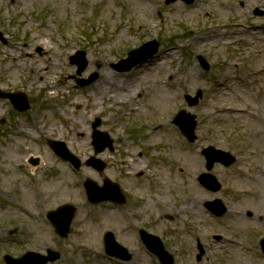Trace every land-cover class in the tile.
I'll use <instances>...</instances> for the list:
<instances>
[{
	"label": "rangeland",
	"instance_id": "1",
	"mask_svg": "<svg viewBox=\"0 0 264 264\" xmlns=\"http://www.w3.org/2000/svg\"><path fill=\"white\" fill-rule=\"evenodd\" d=\"M0 32L7 40L0 41V89L24 90L31 99L25 112L0 99V264H6L5 254L48 255L49 249L60 255L48 264H159L142 243L140 228L161 236L168 250L180 249L177 264H185L193 252L189 244L196 245L192 224L201 220L207 224L204 244L208 247V240L216 262L221 256L230 259L225 264L233 263L236 258L228 256L233 254L240 264H264L259 245L264 223L257 217L264 216V74H253L264 68V0H0ZM154 42L157 53L130 71L111 65L142 58L156 47ZM146 44L151 45L132 55ZM80 49L90 62L81 76L99 75L78 93L68 76L77 75L70 56ZM200 56L209 62L208 70ZM18 66L16 76L6 72ZM42 74L50 77L52 89L41 81ZM198 91L202 97L191 106L186 96ZM115 98H121L116 105ZM141 98H148L156 112L147 106L136 114ZM244 109L248 112H239ZM182 110L198 121L194 143L173 123ZM97 118L99 129L113 139V151L97 155L106 168L100 172L83 163L75 171L54 153L52 141H65L84 162L95 155L92 124ZM22 122L26 127L35 122L37 129L21 132ZM6 131L18 132L9 136ZM209 146L237 156L230 167L216 163L211 170L236 189L222 192L232 195L223 199L233 212L214 226L202 202L221 192L203 190L196 179L206 171L202 150ZM134 158L141 161L137 168ZM140 169L137 178L133 174ZM117 176L124 177L133 198L123 205L87 199L85 178L103 185L105 177L119 182ZM38 181L41 193L35 188ZM67 203L77 211L68 236L62 237L47 214ZM247 207L254 218L247 216ZM108 230L130 249V261L105 252ZM216 232L221 240L212 236Z\"/></svg>",
	"mask_w": 264,
	"mask_h": 264
},
{
	"label": "water",
	"instance_id": "2",
	"mask_svg": "<svg viewBox=\"0 0 264 264\" xmlns=\"http://www.w3.org/2000/svg\"><path fill=\"white\" fill-rule=\"evenodd\" d=\"M189 2L193 1V0H188ZM147 46H143L142 48H140L139 50L135 51L132 53L135 54L141 50H143L144 48H146ZM156 49H154L151 53L149 54H145V56L141 57H131L129 60H123L119 63V65L117 66L118 68H120V70H127L130 69L132 66L136 65L137 63L142 62L143 60H146L148 58H150L154 53H155ZM81 59V69H83L86 65V62L83 60L85 59V53L84 52H80L78 53L76 56L73 57V61H80ZM201 92L198 93V96L196 98H191L190 96H188V99L190 101L191 104H195L197 103L199 96H201ZM185 115V112H181V114L176 118L175 122H177L178 124H180V119L182 118V116ZM193 118V117H192ZM100 124V120H98L95 124L94 127L96 128L98 125ZM182 127L183 124H180ZM194 125L195 123H193V125L191 127H187V129L184 127V131L190 136H193L194 133ZM102 133L98 132V136H100ZM103 136H105L104 134H102ZM96 150L97 151H101L103 149H105L106 145H108V143L102 144L97 138H96ZM68 154V153H66ZM213 166V162L209 165V168H212ZM100 169L103 168V166L99 167ZM213 178V177H212ZM88 190H89V196H90V200L92 202L95 201V199L93 198V193L91 192V187L87 186ZM103 190L105 191V188H103ZM104 197L103 199L106 198V196H102ZM102 198H100L98 201H100ZM66 212L65 215V220H57L56 215L59 212ZM75 213V208L73 207H63L61 208L58 212H54L51 214V220L54 223V225L56 226L57 231L65 236L68 234L69 229H70V223L72 221V218L74 216ZM142 238L145 241V243L147 244L148 248H150L152 251H154L155 253L159 254V256L161 257V259L164 261L165 264H172V257L165 252L163 245L160 241V239L156 236L153 235H146L145 232L142 231ZM105 244H106V248L108 249V251H111L113 253H116V255L121 256L123 258H127L129 259L131 257L130 254H128L127 249L121 247L115 240L114 234L109 232L106 234L105 236ZM33 254V253H29L26 256L20 258V259H14L11 256H6V260H7V264H45L47 263L49 260H54L56 258L59 257V253L56 252H52L50 251V255L49 256H44L41 262L38 263H24L25 261H27V259L29 258V256Z\"/></svg>",
	"mask_w": 264,
	"mask_h": 264
},
{
	"label": "flooded vegetation",
	"instance_id": "3",
	"mask_svg": "<svg viewBox=\"0 0 264 264\" xmlns=\"http://www.w3.org/2000/svg\"><path fill=\"white\" fill-rule=\"evenodd\" d=\"M197 206H198V209L201 207L200 202H199V204H198V202H197V203L194 205V207H197ZM203 207H204L205 210L207 211V208H206V205H205V201L203 202ZM247 215L250 216V217L253 216V214L250 215L249 212H247ZM259 220H261L260 222H263V223H264V218H263V217L260 216ZM200 222L203 223V224H206V221L201 220ZM196 240H197V239H196ZM189 245H192L193 252H188V254L186 255L187 259H186L185 261H183L185 264H202V262H204V261H208V258H204L205 255H204V257H202L203 259H201V260L196 259V255H197V254H196V251H197V249H196V247L194 246V244L190 243ZM177 257H178V256H177ZM230 257H232V256H230ZM188 259H189V260H188ZM176 260H177V259H176ZM212 260L215 262V264H225L226 262H229V261H230L229 258H222V257H220V262H216L214 256H212ZM179 262H180V261H179ZM229 264H239V261H238V259L236 258V260H235L233 263H229Z\"/></svg>",
	"mask_w": 264,
	"mask_h": 264
},
{
	"label": "bare ground",
	"instance_id": "4",
	"mask_svg": "<svg viewBox=\"0 0 264 264\" xmlns=\"http://www.w3.org/2000/svg\"><path fill=\"white\" fill-rule=\"evenodd\" d=\"M256 34H258V33H256ZM221 35V34H220ZM251 35H253V34H251ZM221 37V36H220ZM211 38H213V37H211ZM247 40V39H246ZM148 69V67L146 66L145 67V70H147ZM46 70H47V68H46ZM15 72H17V71H14V73ZM48 72V74H49V76H50V73H49V71H47ZM49 76H44V77H42V81L44 82V81H48L49 79H50V77ZM46 87H49L50 88V85H47ZM121 89V88H120ZM122 98V97H121ZM121 98H115V101H113V102H115L114 103V105H116V104H118V102H119V100L121 99ZM138 109H140V108H138ZM234 110V109H233ZM235 112H236V110H234ZM239 112H245V113H247L248 112V110H239ZM252 116L253 117H255V118H258V116L256 115V114H252ZM257 116V117H256ZM260 120H262L261 118H259ZM34 124H36L35 122H33ZM34 124H33V126H31L28 130L27 129H23L25 132H28V131H32V130H36L37 128L34 126ZM39 167H37V166H35L34 167V170H37Z\"/></svg>",
	"mask_w": 264,
	"mask_h": 264
}]
</instances>
